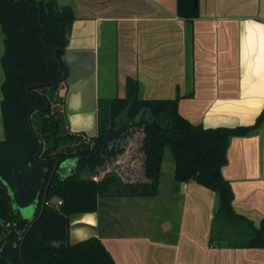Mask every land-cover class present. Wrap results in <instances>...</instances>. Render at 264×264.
<instances>
[{"label":"crops","instance_id":"0c3cea01","mask_svg":"<svg viewBox=\"0 0 264 264\" xmlns=\"http://www.w3.org/2000/svg\"><path fill=\"white\" fill-rule=\"evenodd\" d=\"M57 1L76 15L63 56L71 130L95 135L99 99L126 96L129 77L140 97L177 99L207 127L252 124L264 108V0H197L192 18L177 0ZM4 37L0 22V140ZM60 166L67 174L75 160ZM222 173L237 217L217 191L177 182L163 158L157 194L100 195L95 211L70 216L69 239L100 237L116 264H264V246L250 244L264 225V123L230 138Z\"/></svg>","mask_w":264,"mask_h":264},{"label":"trees","instance_id":"16d2710c","mask_svg":"<svg viewBox=\"0 0 264 264\" xmlns=\"http://www.w3.org/2000/svg\"><path fill=\"white\" fill-rule=\"evenodd\" d=\"M177 7L181 16L198 15L197 0H177ZM75 18L73 7L57 0H0V264H116L100 237L70 241V216L95 211L103 194H157L166 148L173 152L177 182L195 180L217 191L220 211L238 216L222 167L230 138L263 124L264 108L253 124L206 128L184 117L177 99L140 97L138 81L129 77L126 96L99 99L95 135L73 131L63 56ZM67 159L75 166L63 174L60 165ZM33 165L45 170L39 202L32 220L18 230L21 215L11 191L17 175ZM250 244L264 246V225Z\"/></svg>","mask_w":264,"mask_h":264},{"label":"water","instance_id":"95a60500","mask_svg":"<svg viewBox=\"0 0 264 264\" xmlns=\"http://www.w3.org/2000/svg\"><path fill=\"white\" fill-rule=\"evenodd\" d=\"M262 110L263 109H260L258 115L262 112ZM204 127L209 128L207 126H204ZM227 127H230V126H227ZM231 127H234V126H231ZM58 163L59 162H57V165ZM42 170L44 169L37 165H33L27 170L20 172L17 175L16 187L15 189L11 191V193L14 198L16 208L18 209L21 215V219L16 223V228L18 230L23 229L24 226L30 220H32L31 216L35 214L36 207L39 202V196H40L39 187L42 184V178H41L43 174ZM45 202H46V196H44L43 198V204Z\"/></svg>","mask_w":264,"mask_h":264},{"label":"rangeland","instance_id":"374dc122","mask_svg":"<svg viewBox=\"0 0 264 264\" xmlns=\"http://www.w3.org/2000/svg\"><path fill=\"white\" fill-rule=\"evenodd\" d=\"M172 161H174L173 152H172V150H171L170 148H166V150H165V156H164L165 166L167 167V165H168L170 162H172ZM13 199H14V198H13ZM54 199L56 200V198H54ZM13 206L16 207L14 201H13ZM31 217H34V215L31 216Z\"/></svg>","mask_w":264,"mask_h":264},{"label":"built area","instance_id":"2783aa9c","mask_svg":"<svg viewBox=\"0 0 264 264\" xmlns=\"http://www.w3.org/2000/svg\"><path fill=\"white\" fill-rule=\"evenodd\" d=\"M59 203L61 202V200L58 201Z\"/></svg>","mask_w":264,"mask_h":264}]
</instances>
